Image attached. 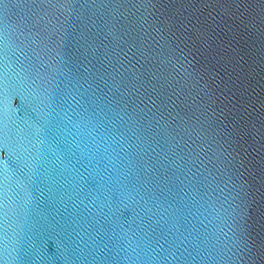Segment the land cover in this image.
<instances>
[{
	"label": "water",
	"instance_id": "95a60500",
	"mask_svg": "<svg viewBox=\"0 0 264 264\" xmlns=\"http://www.w3.org/2000/svg\"><path fill=\"white\" fill-rule=\"evenodd\" d=\"M0 264H264V0H0Z\"/></svg>",
	"mask_w": 264,
	"mask_h": 264
}]
</instances>
